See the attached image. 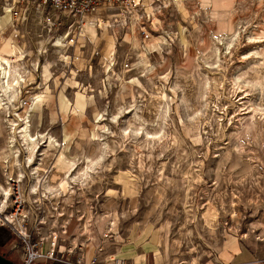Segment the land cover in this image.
<instances>
[{
  "label": "rangeland",
  "instance_id": "obj_1",
  "mask_svg": "<svg viewBox=\"0 0 264 264\" xmlns=\"http://www.w3.org/2000/svg\"><path fill=\"white\" fill-rule=\"evenodd\" d=\"M12 1L0 0V52L16 48L23 77L7 94L0 77V155L28 115L44 137L29 166L17 134L1 185L21 178L50 221L61 207L66 236L111 231L154 264H205L238 239L264 247V0H119L71 45L40 11L15 21ZM62 150L76 169L58 170ZM15 241L0 225V251L21 263Z\"/></svg>",
  "mask_w": 264,
  "mask_h": 264
},
{
  "label": "built area",
  "instance_id": "obj_2",
  "mask_svg": "<svg viewBox=\"0 0 264 264\" xmlns=\"http://www.w3.org/2000/svg\"><path fill=\"white\" fill-rule=\"evenodd\" d=\"M118 1L13 0L10 8L17 22L24 11H40L49 30L66 27L64 39H68V45H71L77 38L78 30L84 25L86 16L94 13L101 5ZM8 183L9 196L5 201L0 198V225L7 226L16 236L13 247L21 250V264H39L42 260L63 264H132L126 257L106 252L105 240L95 248L91 256H87L83 246L91 241V237L86 236L85 232H80L84 234V241H80L76 234L74 238L66 236L70 219L61 222L65 215L61 207L55 208L58 212L52 216L57 215V218H53L54 222L50 221L42 209L41 198L37 199L38 206L30 205L21 178L9 177ZM84 228L85 225L81 229ZM110 233H104L103 237H112Z\"/></svg>",
  "mask_w": 264,
  "mask_h": 264
},
{
  "label": "bare ground",
  "instance_id": "obj_3",
  "mask_svg": "<svg viewBox=\"0 0 264 264\" xmlns=\"http://www.w3.org/2000/svg\"><path fill=\"white\" fill-rule=\"evenodd\" d=\"M110 45H111V48H114L115 47L114 44H113V42ZM148 46L149 45H147V47ZM15 51H16V48L10 42L7 41L5 43V45H4V48L0 52V77H2L4 80H7L6 86L3 85L4 86L3 88H5V93L6 94L9 92V89H12V88H15L16 87L15 84H18L19 83V80H20L19 77H21V78L23 77V75L19 72L17 65H14L15 63L13 64L11 62L10 58H9L10 56H8V53L10 54V52H15ZM112 54L114 56V52H111V55ZM17 57H20L21 58L22 56L19 55V54H17ZM18 62L19 61H17L16 63H18ZM9 97H11V96H9ZM29 117H30V115H28V117H27L28 118L27 119L28 121L26 122V126L25 127L23 126L24 128L21 129V126L20 125H16V124H15L14 127H12L13 128V135L10 138L9 150L6 151V152L5 151L4 152H1V155H0L1 158H3V162H5V163L6 162H9V160H10L9 157L11 159L12 158H14V159L16 158L17 160L19 159L18 158L19 157V154H20L19 153V148L15 144V141L17 140V137H18L17 134H19L20 135L19 137H22V140L24 141V144H25L24 152H25V156L28 159V161H30L29 166L32 163V161L34 160V157L36 155L37 147L39 146V139L41 137L43 138L44 136L42 134H39V133H37V135H36V134H33V132H31V128H30L31 123H30ZM18 130H19V132H18ZM57 145H59L58 142H57V140L55 138H53V137L50 136L49 147L53 146V147L56 148ZM17 162H18V164H20L19 161H17ZM75 162L76 161H73V160L71 161V159L69 160L66 157V155L64 154L63 150H62L61 153H60V155L58 156V160H57V163L56 164H57L58 170H61L62 167H64L66 169V171L70 172L72 169L74 170V168L76 167L75 166ZM33 169H35V168H33ZM92 169H93V166H88L87 165L86 167H84L83 170H82V173H81V178H83V179L85 178L86 179L88 176L92 175V173H91ZM76 173L77 172H75L74 174L72 173L73 175L69 173V175H71V177L72 178L74 177L73 179H75V176L78 178V176L76 175ZM71 177H69V178H71ZM66 178H67V176H66ZM69 178L63 179V181L60 183V188H62L61 190L63 192H66V191H69L70 190V182L71 181H70ZM9 193H10V190L7 187L5 188L3 185L0 184V194H1V196L3 195L2 196V201H5L7 199V197L9 196ZM86 226H88V225H86ZM86 229H88V228H86Z\"/></svg>",
  "mask_w": 264,
  "mask_h": 264
},
{
  "label": "crops",
  "instance_id": "obj_4",
  "mask_svg": "<svg viewBox=\"0 0 264 264\" xmlns=\"http://www.w3.org/2000/svg\"><path fill=\"white\" fill-rule=\"evenodd\" d=\"M106 12L105 6L101 5L97 8V14L101 15ZM91 15L85 17V20L90 21V26H95V21L91 19ZM85 28L87 29L86 25ZM69 230V228H68ZM92 243H85L83 248L87 256H91L96 247H98L103 240H105L106 252L112 253L116 256L131 258L132 264H154L145 257V253L139 251L128 252L125 250L126 243L122 242L121 237H107L104 238L101 232H97L92 236ZM205 264H264V247L260 241L238 239L235 240L231 246H228L226 251L222 254H216L205 262Z\"/></svg>",
  "mask_w": 264,
  "mask_h": 264
},
{
  "label": "water",
  "instance_id": "obj_5",
  "mask_svg": "<svg viewBox=\"0 0 264 264\" xmlns=\"http://www.w3.org/2000/svg\"><path fill=\"white\" fill-rule=\"evenodd\" d=\"M0 264H21V263L9 258L8 256H6L4 253L0 251Z\"/></svg>",
  "mask_w": 264,
  "mask_h": 264
},
{
  "label": "trees",
  "instance_id": "obj_6",
  "mask_svg": "<svg viewBox=\"0 0 264 264\" xmlns=\"http://www.w3.org/2000/svg\"><path fill=\"white\" fill-rule=\"evenodd\" d=\"M8 257H11V256H9V254H6ZM11 259H13L12 257H11ZM14 260V259H13Z\"/></svg>",
  "mask_w": 264,
  "mask_h": 264
}]
</instances>
